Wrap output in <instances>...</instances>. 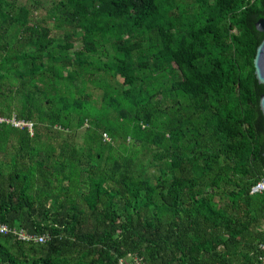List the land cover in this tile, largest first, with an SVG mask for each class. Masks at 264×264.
<instances>
[{"label":"trees","instance_id":"16d2710c","mask_svg":"<svg viewBox=\"0 0 264 264\" xmlns=\"http://www.w3.org/2000/svg\"><path fill=\"white\" fill-rule=\"evenodd\" d=\"M18 2L0 116L34 131L0 123V225L47 240L0 233V264H261L264 0Z\"/></svg>","mask_w":264,"mask_h":264},{"label":"built area","instance_id":"2783aa9c","mask_svg":"<svg viewBox=\"0 0 264 264\" xmlns=\"http://www.w3.org/2000/svg\"><path fill=\"white\" fill-rule=\"evenodd\" d=\"M0 123H7L12 125L14 128H18V129H24L27 128L29 130V132L31 134H33L34 131V125L32 122H26L23 120H18L16 117H12V118H5V117H1L0 116ZM104 141L105 142H110V138L108 137V135H104ZM252 195L255 194H260V195H264V177H262L257 184L252 188L251 191ZM14 233L15 235H17L19 237V239L21 240H26V241H35V242H39V243H43L47 240L46 236H32L29 235L28 233H26L24 230H20V231H11L8 227L4 226V225H0V233L7 235L9 233ZM260 250L264 252V239L263 242L260 244L259 246ZM120 264H140L138 262V260L136 258L134 259H130L128 261L125 260H121ZM261 264H264V256L261 258Z\"/></svg>","mask_w":264,"mask_h":264},{"label":"rangeland","instance_id":"374dc122","mask_svg":"<svg viewBox=\"0 0 264 264\" xmlns=\"http://www.w3.org/2000/svg\"><path fill=\"white\" fill-rule=\"evenodd\" d=\"M59 0H19L18 5L19 7H25L27 11L29 12V17H30V23H35L43 19L44 17L47 18V15L50 14L53 10L54 5L58 2ZM177 1H185V0H177ZM37 4V6H36ZM36 7V8H35ZM54 27V26H51ZM55 29V37L60 40L62 39L65 30L64 28L58 30ZM76 46L80 47V44L77 43ZM85 129H81L80 131L77 132L75 135V142L78 144L83 143V133ZM65 137V136H63ZM144 164V170H146L147 174L150 176L151 174H154L155 169L150 167L149 164V157L141 159Z\"/></svg>","mask_w":264,"mask_h":264},{"label":"water","instance_id":"95a60500","mask_svg":"<svg viewBox=\"0 0 264 264\" xmlns=\"http://www.w3.org/2000/svg\"><path fill=\"white\" fill-rule=\"evenodd\" d=\"M256 29L259 32L264 33V19H260L256 23ZM254 66H255V75L258 82L264 85V38L257 48V53L254 59ZM260 108L264 115V95H262L260 99Z\"/></svg>","mask_w":264,"mask_h":264}]
</instances>
